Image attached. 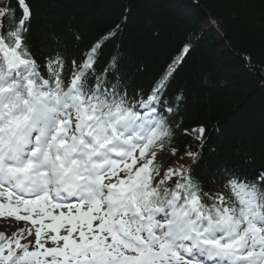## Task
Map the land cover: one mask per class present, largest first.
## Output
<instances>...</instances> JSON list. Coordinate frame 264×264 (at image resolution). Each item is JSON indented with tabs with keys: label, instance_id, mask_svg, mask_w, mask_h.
<instances>
[{
	"label": "snow or ice",
	"instance_id": "1",
	"mask_svg": "<svg viewBox=\"0 0 264 264\" xmlns=\"http://www.w3.org/2000/svg\"><path fill=\"white\" fill-rule=\"evenodd\" d=\"M33 18L0 0V264H264V171L210 169L203 125L190 164L158 163L179 152L184 95L165 97L191 42L129 95L105 53L120 24L69 57L55 32L33 43Z\"/></svg>",
	"mask_w": 264,
	"mask_h": 264
},
{
	"label": "trees",
	"instance_id": "2",
	"mask_svg": "<svg viewBox=\"0 0 264 264\" xmlns=\"http://www.w3.org/2000/svg\"><path fill=\"white\" fill-rule=\"evenodd\" d=\"M28 2L34 14L33 43L51 50L57 46L45 44L44 37L55 32L69 57L120 24L105 53L120 55L119 74L129 95L150 90L181 45L190 41L191 54L165 97L174 104L177 94L184 95L176 116L181 121L175 137L179 152L171 156L165 148L163 166L191 163L188 157L180 159L195 143L194 136L183 132L203 125L208 137L204 160L210 169L264 171V80L242 62V57L251 56L255 70L264 72V0Z\"/></svg>",
	"mask_w": 264,
	"mask_h": 264
}]
</instances>
